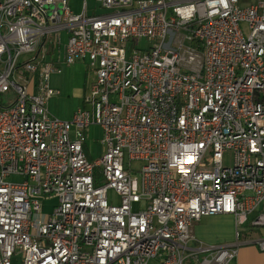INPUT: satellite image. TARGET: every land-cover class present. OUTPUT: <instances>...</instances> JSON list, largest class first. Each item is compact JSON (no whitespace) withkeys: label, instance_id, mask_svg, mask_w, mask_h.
Masks as SVG:
<instances>
[{"label":"built area","instance_id":"1","mask_svg":"<svg viewBox=\"0 0 264 264\" xmlns=\"http://www.w3.org/2000/svg\"><path fill=\"white\" fill-rule=\"evenodd\" d=\"M94 2L0 0V264H232L264 206V0ZM55 55L92 75L68 121ZM212 216L235 242L195 238Z\"/></svg>","mask_w":264,"mask_h":264},{"label":"rangeland","instance_id":"2","mask_svg":"<svg viewBox=\"0 0 264 264\" xmlns=\"http://www.w3.org/2000/svg\"><path fill=\"white\" fill-rule=\"evenodd\" d=\"M83 1L87 3L88 10H92L94 8V4H95L94 0H69V3L72 9L78 11ZM250 1L251 0H241V3L244 4ZM96 10H98L97 11L98 14H101V11L97 7ZM138 45H139L138 46L139 49H146L148 47V45L144 40L140 41ZM78 63H81L79 65H82L83 62H76L73 65L62 64L59 66L61 70L60 74L52 75L50 77V83L52 87L60 92V95L54 96L47 103V110L54 118L60 120L70 119V117L73 115V113L77 108L76 107L78 103L77 94H80V92L83 91V89L84 90L88 89L92 81L91 73L87 70L86 67L82 68L81 66L77 65ZM14 98H15L14 93L12 91H8L7 93L0 95V102L3 104H10L12 103ZM101 139H102V133L100 132V130L97 127H90L85 137V146H84V152L89 161L96 160L101 156L102 154V145L100 143ZM9 181L13 183H19L22 181V179L19 177H11L9 178ZM55 204H56L55 199L46 200L44 202L43 214L44 215L50 214ZM204 218H205L204 220L207 221L213 220L212 221L213 224L211 226L212 232L208 231L207 233L210 234L214 233V235L217 238H222L225 235H231V237H233L234 222L232 217L229 216V218H225L222 216H212V217H204ZM245 229L240 228L239 231L243 233ZM195 238L204 244H209L200 240L196 236ZM213 244H218V243H213ZM16 260L17 258H14L13 263H15Z\"/></svg>","mask_w":264,"mask_h":264},{"label":"crops","instance_id":"3","mask_svg":"<svg viewBox=\"0 0 264 264\" xmlns=\"http://www.w3.org/2000/svg\"><path fill=\"white\" fill-rule=\"evenodd\" d=\"M69 5H70V3H69ZM70 8L74 14H79L81 11V6H80V9L78 11L72 9L71 6H70ZM97 11L98 10H96L95 4H94V8L92 10H88L87 9V3H86V14L87 15L98 14ZM61 55H62V53H61V51H59V56H61ZM52 62L55 64L56 67H58L60 69L59 66L62 65V62H61V59H59L57 57V55H55L52 58ZM79 64H81V63H78L77 65H79ZM79 66H81L83 68V67H86V64L82 63V65H79ZM54 75H57V74H54ZM50 86H51V88H53L51 83H50ZM53 89L58 91L55 88H53ZM87 90L88 89H86V90L83 89V91H81L80 94H77L78 103L76 106L77 107L76 110L82 106L83 98L86 95ZM58 95H60V92ZM68 120H70V119H68ZM68 120H63V121H68ZM222 217L229 218V216L228 217L222 216ZM204 219L205 218L200 219L192 227V233L197 238H199L200 240H202L206 243H209V244H213V243L230 244V243H233L236 241L235 228L234 227H233L234 228L233 237H231V235H225L222 238H217L214 235V233L213 234L207 233L208 231L209 232L211 231V226L213 224V222H212L213 220L207 221ZM245 228H246L245 231L243 233H240L239 242H242V243L247 242V243L242 244L238 247L236 258L232 264H264V253L260 252L254 244L249 243V242H254L256 240H259V239H264V206H260L258 208V210L256 211V213H254L253 215L248 217L247 225ZM229 231H231V230H229Z\"/></svg>","mask_w":264,"mask_h":264},{"label":"trees","instance_id":"4","mask_svg":"<svg viewBox=\"0 0 264 264\" xmlns=\"http://www.w3.org/2000/svg\"><path fill=\"white\" fill-rule=\"evenodd\" d=\"M2 107V104H1V102H0V108Z\"/></svg>","mask_w":264,"mask_h":264}]
</instances>
